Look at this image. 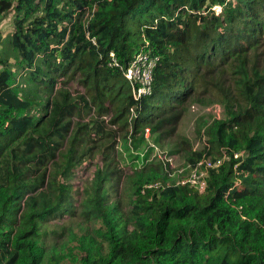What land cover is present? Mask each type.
Masks as SVG:
<instances>
[{"label": "trees", "instance_id": "16d2710c", "mask_svg": "<svg viewBox=\"0 0 264 264\" xmlns=\"http://www.w3.org/2000/svg\"><path fill=\"white\" fill-rule=\"evenodd\" d=\"M9 10L13 30L0 39V264H264V0H0V17ZM141 49L158 60L151 92L134 96L140 84L125 73ZM235 74L231 92L223 78ZM212 90L224 116L197 123L205 139L197 148L179 140L185 172L220 161L207 168L205 190L138 173L122 216L112 204L120 177L115 129L101 119L107 103L119 111L111 123L133 112L121 124L132 138L143 126L164 138L176 134L184 103ZM97 153L103 165L78 197L70 178ZM78 200L100 220L99 239L64 263L44 242L64 236L65 226L49 223Z\"/></svg>", "mask_w": 264, "mask_h": 264}, {"label": "rangeland", "instance_id": "374dc122", "mask_svg": "<svg viewBox=\"0 0 264 264\" xmlns=\"http://www.w3.org/2000/svg\"><path fill=\"white\" fill-rule=\"evenodd\" d=\"M15 13L9 10L0 17V39H5L13 30V20ZM3 53L9 55L12 60V53L8 47H4ZM234 79L230 76L223 78L224 87L230 86L231 92H236L235 85L239 82V74H235ZM223 87L220 83L214 88ZM77 90L83 91L81 87L75 86ZM214 90L208 93L193 94L183 105L184 113L180 120L176 134L172 137H159L158 133H152L150 127L143 126L131 137L132 131L127 126L121 124L126 121L130 122L133 112L124 113L120 118L110 122L114 114L117 104L108 105V113L103 115L101 119L104 121L107 129H115L114 149L110 151V156L114 159V169L116 175L120 177V182L115 184L111 191L114 194L112 204H116L117 209L122 216L127 217L131 206V201L135 198L133 191L137 187L135 183L136 175L142 173L148 174L150 170L157 173H163L166 177L167 184L170 180L176 182L183 181L189 174L185 172L188 169L185 164L184 151L179 145L181 136H187L194 143V149L205 143V139H200L196 134L197 123L202 119L207 121L215 117L222 118L224 116V102L222 97L214 94ZM103 154L97 153L93 159L85 161L84 165L77 168L70 178L71 188L73 192L82 196V190L92 184L95 173L98 168L103 165ZM159 182H151L143 186L158 184ZM161 184V182H160ZM142 192V191H141ZM73 213L67 214L61 220L50 221L48 228L54 229L59 226H65L64 236L50 241L44 242L46 246L45 253L47 256L54 255L64 263H70L71 253L82 252L85 245H96L98 242V229L101 227L100 220L93 217L87 218L82 213L80 201H76ZM63 223V224H62Z\"/></svg>", "mask_w": 264, "mask_h": 264}, {"label": "built area", "instance_id": "2783aa9c", "mask_svg": "<svg viewBox=\"0 0 264 264\" xmlns=\"http://www.w3.org/2000/svg\"><path fill=\"white\" fill-rule=\"evenodd\" d=\"M157 60L158 56H150L148 52L142 49L135 54L134 60L125 73V77L130 82L137 81L140 84L136 92L133 89L134 96H140L141 94L145 95L151 92L152 71ZM219 162V160L216 162L200 160L193 168L191 167L189 175L181 181V183H189V185L196 188L199 192H203L207 185V168L217 166ZM157 186L159 185L154 184L148 185L147 187L151 188Z\"/></svg>", "mask_w": 264, "mask_h": 264}]
</instances>
